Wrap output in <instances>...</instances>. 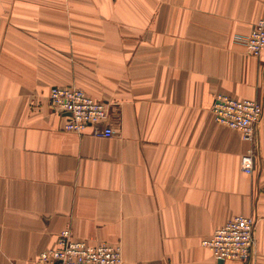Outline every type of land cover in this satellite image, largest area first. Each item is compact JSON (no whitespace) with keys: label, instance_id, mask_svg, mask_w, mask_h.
Listing matches in <instances>:
<instances>
[{"label":"crops","instance_id":"0c3cea01","mask_svg":"<svg viewBox=\"0 0 264 264\" xmlns=\"http://www.w3.org/2000/svg\"><path fill=\"white\" fill-rule=\"evenodd\" d=\"M262 17L264 0H0V264L64 228L123 264H264V50L235 41ZM54 85L106 103L112 135L65 130ZM219 92L262 104L250 174ZM235 215L256 219L252 255L220 263L201 240Z\"/></svg>","mask_w":264,"mask_h":264},{"label":"built area","instance_id":"2783aa9c","mask_svg":"<svg viewBox=\"0 0 264 264\" xmlns=\"http://www.w3.org/2000/svg\"><path fill=\"white\" fill-rule=\"evenodd\" d=\"M250 55L258 56L264 50V17L259 18L248 33L235 37ZM49 105L65 115L63 128L79 133L91 126L93 134L109 137L112 129L106 124L108 106L95 100L74 86H51ZM214 120L239 132L251 146L241 155L240 167L250 174L253 169L254 148L257 145L258 127L262 118V104L254 99L236 98L225 93H215L211 108ZM256 219L235 215L201 240L217 261H249L254 247ZM25 264H123L118 243H90L74 238L69 228L57 234L53 247L37 253L32 262Z\"/></svg>","mask_w":264,"mask_h":264},{"label":"water","instance_id":"95a60500","mask_svg":"<svg viewBox=\"0 0 264 264\" xmlns=\"http://www.w3.org/2000/svg\"><path fill=\"white\" fill-rule=\"evenodd\" d=\"M218 262H220V263H221L222 261H221V260H219Z\"/></svg>","mask_w":264,"mask_h":264}]
</instances>
